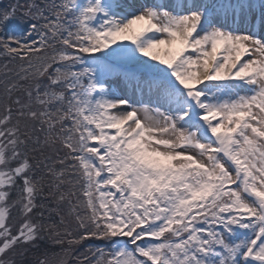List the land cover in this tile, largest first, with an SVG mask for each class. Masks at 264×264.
I'll return each mask as SVG.
<instances>
[{
  "label": "snow or ice",
  "instance_id": "6c2138e0",
  "mask_svg": "<svg viewBox=\"0 0 264 264\" xmlns=\"http://www.w3.org/2000/svg\"><path fill=\"white\" fill-rule=\"evenodd\" d=\"M0 264H264V0L0 6Z\"/></svg>",
  "mask_w": 264,
  "mask_h": 264
},
{
  "label": "trees",
  "instance_id": "16d2710c",
  "mask_svg": "<svg viewBox=\"0 0 264 264\" xmlns=\"http://www.w3.org/2000/svg\"><path fill=\"white\" fill-rule=\"evenodd\" d=\"M8 2H9V0H2L0 2V6H5ZM81 250H83V249H81Z\"/></svg>",
  "mask_w": 264,
  "mask_h": 264
},
{
  "label": "rangeland",
  "instance_id": "374dc122",
  "mask_svg": "<svg viewBox=\"0 0 264 264\" xmlns=\"http://www.w3.org/2000/svg\"><path fill=\"white\" fill-rule=\"evenodd\" d=\"M2 0H0V2H1Z\"/></svg>",
  "mask_w": 264,
  "mask_h": 264
}]
</instances>
